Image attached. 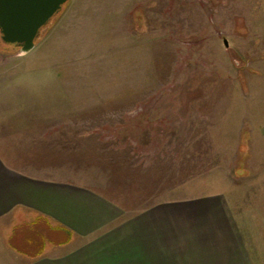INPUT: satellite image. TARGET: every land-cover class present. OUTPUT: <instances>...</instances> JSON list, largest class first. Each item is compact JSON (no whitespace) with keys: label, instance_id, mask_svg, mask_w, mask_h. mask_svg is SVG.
Segmentation results:
<instances>
[{"label":"rangeland","instance_id":"374dc122","mask_svg":"<svg viewBox=\"0 0 264 264\" xmlns=\"http://www.w3.org/2000/svg\"><path fill=\"white\" fill-rule=\"evenodd\" d=\"M0 146L264 264V0H71L30 52L0 38Z\"/></svg>","mask_w":264,"mask_h":264},{"label":"crops","instance_id":"0c3cea01","mask_svg":"<svg viewBox=\"0 0 264 264\" xmlns=\"http://www.w3.org/2000/svg\"><path fill=\"white\" fill-rule=\"evenodd\" d=\"M1 150L0 264H263L242 237L218 225L213 234H180L174 222H191L193 212L201 211L194 205L182 207L181 218L159 205L132 215L63 176L18 169L12 153Z\"/></svg>","mask_w":264,"mask_h":264},{"label":"water","instance_id":"95a60500","mask_svg":"<svg viewBox=\"0 0 264 264\" xmlns=\"http://www.w3.org/2000/svg\"><path fill=\"white\" fill-rule=\"evenodd\" d=\"M71 0H0V38L20 53L34 49L41 30ZM226 45V42H225Z\"/></svg>","mask_w":264,"mask_h":264},{"label":"trees","instance_id":"16d2710c","mask_svg":"<svg viewBox=\"0 0 264 264\" xmlns=\"http://www.w3.org/2000/svg\"><path fill=\"white\" fill-rule=\"evenodd\" d=\"M66 5H67V3H66L65 5H63V7H62V9L59 11V13H57V14L51 19V21H50L46 26H44V27L42 28V30H41V34H40V36H39L37 42L40 41V40L44 37V35L47 33V31L52 27V25L55 23V21L57 20V18L59 17V15L63 12V10H64V8H65ZM4 46H5V48H9V49H14V48H15L14 46L9 45V44H5V43H4Z\"/></svg>","mask_w":264,"mask_h":264}]
</instances>
